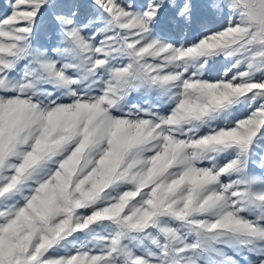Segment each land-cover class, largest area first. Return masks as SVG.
<instances>
[{
	"label": "snow or ice",
	"instance_id": "obj_1",
	"mask_svg": "<svg viewBox=\"0 0 264 264\" xmlns=\"http://www.w3.org/2000/svg\"><path fill=\"white\" fill-rule=\"evenodd\" d=\"M0 264H264V0H5Z\"/></svg>",
	"mask_w": 264,
	"mask_h": 264
},
{
	"label": "rangeland",
	"instance_id": "obj_2",
	"mask_svg": "<svg viewBox=\"0 0 264 264\" xmlns=\"http://www.w3.org/2000/svg\"><path fill=\"white\" fill-rule=\"evenodd\" d=\"M5 3V0H0V6H2Z\"/></svg>",
	"mask_w": 264,
	"mask_h": 264
}]
</instances>
